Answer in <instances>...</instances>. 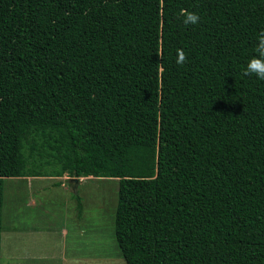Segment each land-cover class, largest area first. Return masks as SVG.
I'll list each match as a JSON object with an SVG mask.
<instances>
[{
	"label": "trees",
	"instance_id": "16d2710c",
	"mask_svg": "<svg viewBox=\"0 0 264 264\" xmlns=\"http://www.w3.org/2000/svg\"><path fill=\"white\" fill-rule=\"evenodd\" d=\"M262 31L264 0H0V241L5 180L116 179L125 264H264Z\"/></svg>",
	"mask_w": 264,
	"mask_h": 264
},
{
	"label": "rangeland",
	"instance_id": "374dc122",
	"mask_svg": "<svg viewBox=\"0 0 264 264\" xmlns=\"http://www.w3.org/2000/svg\"><path fill=\"white\" fill-rule=\"evenodd\" d=\"M67 178L5 180L1 264H125L113 229L116 179Z\"/></svg>",
	"mask_w": 264,
	"mask_h": 264
},
{
	"label": "clouds",
	"instance_id": "9594fccd",
	"mask_svg": "<svg viewBox=\"0 0 264 264\" xmlns=\"http://www.w3.org/2000/svg\"><path fill=\"white\" fill-rule=\"evenodd\" d=\"M179 16L183 18L182 23L184 25H196L200 19L197 14L189 12L185 9L180 10ZM254 52L255 55H253L246 63L244 75H255L259 80H264V31L260 32L257 36ZM186 59L187 57L184 50L177 49L175 62L178 65H183L186 62ZM76 179L79 180L77 183L79 184L81 178Z\"/></svg>",
	"mask_w": 264,
	"mask_h": 264
},
{
	"label": "water",
	"instance_id": "95a60500",
	"mask_svg": "<svg viewBox=\"0 0 264 264\" xmlns=\"http://www.w3.org/2000/svg\"><path fill=\"white\" fill-rule=\"evenodd\" d=\"M78 182H79V180L76 179V178H72V179L70 180V184H77Z\"/></svg>",
	"mask_w": 264,
	"mask_h": 264
},
{
	"label": "bare ground",
	"instance_id": "6f19581e",
	"mask_svg": "<svg viewBox=\"0 0 264 264\" xmlns=\"http://www.w3.org/2000/svg\"><path fill=\"white\" fill-rule=\"evenodd\" d=\"M89 178H92V177H89Z\"/></svg>",
	"mask_w": 264,
	"mask_h": 264
}]
</instances>
